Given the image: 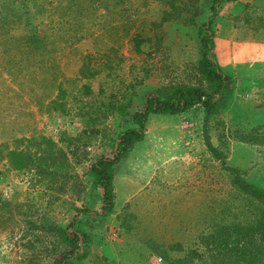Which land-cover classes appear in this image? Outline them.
Here are the masks:
<instances>
[{"label": "rangeland", "instance_id": "rangeland-1", "mask_svg": "<svg viewBox=\"0 0 264 264\" xmlns=\"http://www.w3.org/2000/svg\"><path fill=\"white\" fill-rule=\"evenodd\" d=\"M210 4L0 0V264H53L69 246L41 226L71 220L93 239L72 264H264L253 222L232 233L238 243L225 238L262 206L204 141L206 131L226 165L264 188V0L221 4L212 53L232 90L206 120L200 104L183 114L178 146L176 116L150 114L144 140L113 167L112 212L89 171L132 126L114 106L138 109L163 86L207 87L197 28Z\"/></svg>", "mask_w": 264, "mask_h": 264}, {"label": "trees", "instance_id": "trees-1", "mask_svg": "<svg viewBox=\"0 0 264 264\" xmlns=\"http://www.w3.org/2000/svg\"><path fill=\"white\" fill-rule=\"evenodd\" d=\"M225 1L233 0H210L209 14L206 20H204L197 28L199 48L201 51L198 60V68L201 76L205 79L207 87L202 84L163 86L157 88L156 93H148L145 96L141 107L138 109L128 110V105L124 103L114 106L120 114L131 118L132 126L119 133L118 138L115 141V148L111 158L99 156L90 166L89 171L93 177V185L97 188H103V192H99L103 213L112 212L114 207L113 167L118 164L137 143L144 140L146 124L150 114H177L188 111L195 104H200L204 111V119L206 120L217 111L222 95L225 92L232 90L233 77L222 70L218 62L215 61L212 53L215 36L212 25L218 15L221 4ZM197 13L198 7H195L189 23H192L193 17L196 16ZM204 134L205 144L213 156L219 159L227 170L235 173V181L239 190L244 194L249 195L262 206L255 207L257 211H255V217L253 219L235 221L231 225V227H233L232 232H228L225 238H230L233 242L238 243L240 238L232 239V233L235 230L248 232L251 228H247L251 226L252 222L264 235V188L253 182L247 181L240 175L239 168L226 165L225 156H223L220 151L211 144L206 131H204ZM9 155L11 162L16 167L20 168L25 165V158L21 153L11 151ZM0 207H7V204L1 199ZM81 211L84 213H94L88 207L83 208ZM41 229L56 232L62 238L64 243L69 246V249L64 252L60 258L54 259L53 264H72V260L77 259L83 261L87 258L90 249L89 247L93 244V239L89 236L86 230L78 228L74 220H71L67 227L47 225L41 226ZM236 233V235H239L238 232ZM241 251L245 252V249H241ZM149 252L155 251L151 249ZM248 253L255 256V252H251L250 249L248 250ZM255 259L261 260L259 257Z\"/></svg>", "mask_w": 264, "mask_h": 264}, {"label": "crops", "instance_id": "crops-1", "mask_svg": "<svg viewBox=\"0 0 264 264\" xmlns=\"http://www.w3.org/2000/svg\"><path fill=\"white\" fill-rule=\"evenodd\" d=\"M219 51V50H218ZM220 53V52H219ZM220 57H224V53H220ZM218 64L220 65V67L222 68L223 66H222V62L221 63H219L218 62ZM224 68V67H223ZM222 68V70L224 71V69ZM224 72H226V71H224ZM226 73H228L229 74V72L227 71ZM263 75V74H262ZM255 77H257V79L259 80V76H254V78ZM254 87H256V86H254ZM193 108V107H192ZM188 111H185V113L184 112H181V113H177V114H170V115H175L176 116V118L178 119L177 120V122H178V125H177V122H176V125H175V128H176V131H177V133L180 135V139H177V137H175V145H177L178 146V144H179V142L180 141H182L183 140V135H182V133H183V131L181 130V128L179 127V122H180V120H182V119H185V118H182V117H184L183 116V114H186ZM202 113H204L203 112V110H202ZM182 118V119H181ZM179 135H177V136H179ZM146 136V135H145ZM142 142V141H141ZM140 143V142H139ZM138 144V143H137ZM136 144V145H137ZM136 145L134 146V147H136ZM173 145V141H172V143H171V146ZM134 147L130 150V151H134ZM136 149V148H135ZM129 151V152H130ZM177 151V150H176ZM178 151H180V150H178ZM128 152V153H129ZM181 152L182 151H180V153L178 154V155H180L181 154ZM174 154V153H173ZM171 158H172V156H171Z\"/></svg>", "mask_w": 264, "mask_h": 264}, {"label": "built area", "instance_id": "built-area-1", "mask_svg": "<svg viewBox=\"0 0 264 264\" xmlns=\"http://www.w3.org/2000/svg\"><path fill=\"white\" fill-rule=\"evenodd\" d=\"M103 192V188H101V193Z\"/></svg>", "mask_w": 264, "mask_h": 264}, {"label": "clouds", "instance_id": "clouds-1", "mask_svg": "<svg viewBox=\"0 0 264 264\" xmlns=\"http://www.w3.org/2000/svg\"><path fill=\"white\" fill-rule=\"evenodd\" d=\"M101 189V188H100ZM101 191V190H100Z\"/></svg>", "mask_w": 264, "mask_h": 264}]
</instances>
